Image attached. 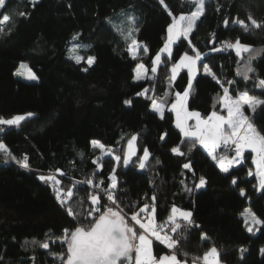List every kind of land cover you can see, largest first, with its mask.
Masks as SVG:
<instances>
[{"label":"trees","instance_id":"obj_1","mask_svg":"<svg viewBox=\"0 0 264 264\" xmlns=\"http://www.w3.org/2000/svg\"><path fill=\"white\" fill-rule=\"evenodd\" d=\"M165 4L167 9L159 0H39L33 7L29 0H7L6 8L0 9V13L13 15V22L0 32V117L33 114L18 126L0 125V141L17 160L27 156L30 165L24 169L0 152V264H59L39 244L24 246V241H47L50 251L62 252L66 246L62 248L53 241L64 229L78 226L56 200L53 185L40 181V175L56 174L61 181L76 184L70 206L80 213L89 207L92 191L77 182L105 178L107 187L114 167L117 200L126 213L136 211L137 205L151 203L153 194L158 223L166 220L173 205L193 212L201 229H193L187 236L181 245L184 251L202 256L214 244L225 264H264L260 252L264 248V225L249 233L241 215L249 206L264 219V190H257L255 175H247L254 168L252 153L246 152L243 164L224 174L199 145L191 153L187 151L188 144L182 145L186 153L183 157L170 151L183 139L175 126L174 112L170 111L171 102L175 92H183L188 85L187 69H181L171 82L170 69L183 53H194L189 41L181 37L173 46L171 60L165 57L156 74L151 72L152 59L166 41L173 16L191 12L194 5L189 0H165ZM205 8V15L190 34L191 45L205 54L203 63L209 64L221 82L236 81L231 86L225 83L233 96L248 90L250 95L264 99V90L254 87L255 74H250L253 79L248 82L236 75L240 58L234 50L211 51L213 47L223 48L225 42H235L237 37L254 50H264V27L251 28L246 33L231 23L233 17L246 19L249 14L264 21V0H207ZM20 12L28 15L20 16ZM127 14L137 18L139 32L134 36L149 49L136 59L128 54L127 42L119 34L127 31ZM225 18L230 20L227 28L223 25ZM77 33L80 45H91L80 48L85 58L80 64L70 58L68 49ZM248 55L243 54L245 59ZM88 56L96 58L91 67L86 62ZM20 61L29 62L38 80L15 75ZM139 63L145 65L150 79L135 80ZM253 67L264 78V51L253 60ZM144 89H149L147 97L136 95ZM222 91L220 84L205 75L200 66L192 82L189 109L205 118L212 111L226 114L217 103ZM126 99H131L132 104L125 105ZM152 99H164L163 119L152 111ZM244 110L251 116L247 106ZM251 118L264 131V106ZM132 135L138 136V156L143 155L145 147L151 153L146 168H138L137 157L125 166L122 160L117 165L105 156L100 161L102 170H98L93 161L100 151L92 148L91 141H102L123 157ZM188 161L192 162L195 175L183 169ZM200 176L207 180L204 187L191 193L184 190L185 184L193 188ZM232 177L237 178V185L231 184ZM241 189L245 196L239 194ZM103 202L109 203L106 198ZM201 230L210 240L200 239ZM241 247L247 249L243 258ZM153 248L157 256L168 251L158 242Z\"/></svg>","mask_w":264,"mask_h":264},{"label":"snow or ice","instance_id":"obj_2","mask_svg":"<svg viewBox=\"0 0 264 264\" xmlns=\"http://www.w3.org/2000/svg\"><path fill=\"white\" fill-rule=\"evenodd\" d=\"M31 5H35L39 0H29ZM194 5V10L189 14H181L178 18L173 17L172 23L167 28V40L163 47L157 52L152 59V74H156L158 67L164 63V58L171 60L172 45L180 40L181 37L189 41L191 51L194 55H189L187 52L183 53L179 60L171 66L170 82L175 81L177 74L181 69H187L188 72V85L183 92H175V99L171 102L170 111L175 113V126L179 129L183 139L181 143L170 149L171 153L176 156H185V151H182V145L188 144V153L199 145L206 150V154L219 168V171L224 174H230L234 167L243 164L246 150H250L252 155V163L255 165V173L251 170L248 171L249 177L255 175L258 181L257 190H264V131H261L253 123L251 117H254L257 110L264 106V99L250 95L248 90L238 92L233 97L230 94L229 87L236 83L235 80L221 82L216 73L207 63H203L202 54L194 45H191L189 34L196 27V23L205 15V5L207 0H189ZM159 3L167 9L165 0H159ZM7 0H0V9L6 8ZM221 7H217L216 11L219 12ZM20 16H27L28 13L20 12ZM169 16H173L171 11H168ZM0 32L4 31V25L13 22V15L11 13H0ZM128 28L127 31H120L121 37L127 42V52L131 55L132 59H136L142 48L144 54L149 52L146 46H141L134 36V33L139 32L136 25V17L133 14H127L125 17ZM111 23V18H108ZM230 20L223 19L225 28L229 26ZM233 25H238L244 32H249L251 28L260 29L264 27V21H258L253 15H247L246 19H241L239 16L231 19ZM79 33L74 34L72 39H79ZM90 48V44H77L70 50L73 55L70 57L74 59L77 64H80L85 58L78 54L79 48ZM234 50L236 57L240 58L236 75L242 77L245 82L253 79L250 74H255L254 87L264 90V78H261L256 73L253 67V60L261 54L262 49H253L252 45L241 42L237 37L235 42H225L223 48L213 47L212 52H219L222 50ZM249 55L245 59L243 54ZM94 56L87 57L88 67L95 63ZM242 65V66H241ZM202 66L203 73L211 76L217 84L222 88V95L217 97V103L221 108L226 110V115L218 114L212 111L206 118L201 116V113L195 110H190L188 107L190 92L192 89V82L198 73L199 67ZM83 71H88L84 68ZM15 75L25 77L28 80H37V75L28 67L27 64L21 63ZM135 80L150 79L147 69L143 63H139L135 69ZM149 89H144L142 92L137 93V96L147 97ZM125 105H131L132 100H124ZM245 106L250 110L251 116L245 114ZM165 101L161 99L157 101L152 99L151 109L153 112L158 113L160 118H164ZM32 116V113H28ZM25 119L23 115H15L12 118L0 117V125L18 126L22 120ZM189 121H194L190 124ZM167 133L160 137L164 140ZM138 136L132 135L127 140V152L123 157L114 155L112 148L107 147L99 141H91L93 149H99L101 156L93 161L97 165L98 170H102V163L100 162L104 156L111 157L117 165L122 160L123 165L127 166L132 162L133 157H137L138 168L143 170L146 168L151 153L148 148H143V155H137V148L135 142ZM0 152L6 157L16 160V163L24 169H29L30 165L28 157L25 156L21 160H17L11 153L8 146L0 141ZM230 153V154H223ZM156 163L159 164L160 160L157 159ZM183 169L193 172L192 162L188 161L182 165ZM60 175H64L60 169L56 170ZM115 167L112 169L108 179L110 183L105 188L103 181L95 182L94 179L89 178L77 184H87L93 191L88 196L89 207L80 213L74 211L70 206V201L73 198V190L69 188L65 191L61 185V181L55 176L40 175L38 179L45 183L53 185V192L59 204L66 209V214L73 218V221L78 225L74 229H64L62 235L53 243L59 242L63 248L66 246L65 251L55 252L50 251V244L39 242L33 239L32 241L25 240L24 246L30 244H39V247L48 251V255L53 258V261H59V264H220L219 252L213 244L209 249L204 251L202 256L193 255L181 248V245L187 239V236L193 229H201V225L197 224L193 218V212L184 210L173 205L170 209V214L166 220L158 223L157 221V207L156 197L153 194L151 203H144L142 206L137 205L136 211L126 213L121 207L120 201L117 200L118 180L115 174ZM183 175V173H182ZM236 177H232L231 184L237 185ZM181 184L184 181L181 180ZM207 184L204 176H200L198 183H194L193 188H188L184 185V190L191 193L195 189H200ZM76 184H73V188ZM241 196H245V191L240 190ZM106 197L107 204L103 202ZM244 217V224L249 233L254 230H259L258 226L264 225V219L259 218L250 208L244 209L241 213ZM77 216L80 219H77ZM138 226V227H136ZM47 235V234H46ZM200 239L202 241L210 240L207 233L201 230ZM154 242H159L168 251L159 256L153 252ZM247 251L244 247L239 249L241 258L243 253ZM264 255V248L260 249ZM183 257V259H181ZM3 257H0L2 260ZM35 261V257L32 258Z\"/></svg>","mask_w":264,"mask_h":264},{"label":"rangeland","instance_id":"obj_3","mask_svg":"<svg viewBox=\"0 0 264 264\" xmlns=\"http://www.w3.org/2000/svg\"><path fill=\"white\" fill-rule=\"evenodd\" d=\"M190 13V12H189ZM189 13H180V14H178V15H175V16H173V17H176V18H178L181 14H189ZM198 22V21H197ZM197 24V23H196ZM191 34V33H190ZM190 34H189V38H190ZM166 40H167V38H166ZM140 44H141V46H146V44L144 43V42H140V41H138ZM166 42V41H165ZM77 44H79L76 40H71L70 42H69V45H68V49H69V52H70V55H73V53L70 51L72 48H73V46L74 45H77ZM173 46H174V44L172 45V50H173ZM142 52V48H141V50H140V52H139V54ZM78 54L79 55H82L81 53H80V48L78 49ZM21 63H24V64H27L28 65V67L29 68H31V66H30V64H29V62H27V61H20L19 62V64H18V66L16 67V69H15V73H16V71H17V69H19V67H20V64ZM31 70H32V68H31ZM33 71V70H32ZM34 72V71H33ZM35 73V72H34ZM36 74V73H35ZM37 75V74H36ZM18 77H20V78H22V79H25V80H28V79H26L25 77H22V76H18ZM37 77H38V75H37ZM38 80V79H37ZM29 81H36V80H29ZM231 94V93H230ZM232 95V94H231ZM233 97H235V96H233ZM18 115H23V116H25V118L28 116L27 114H18ZM12 118V117H11ZM97 141V140H96ZM100 143H103L104 145H106L107 147H110L109 145H107L106 143H104V142H102V141H99ZM135 146H136V148H137V141L135 142ZM111 148V147H110ZM125 152H127V146H126V151ZM113 153H114V155H119V154H117V153H115L114 151H113ZM100 156H101V153H100ZM99 156V157H100ZM105 157V156H104ZM47 175H50V176H55L57 179H59V177H58V175H56V174H47ZM60 180V179H59ZM61 181V180H60ZM60 187H62L65 191H67L69 188H72V190H73V185L71 184V183H67V182H63V181H61V185H60ZM247 208H249V206L247 207ZM252 211V210H251ZM254 231H256V230H254Z\"/></svg>","mask_w":264,"mask_h":264},{"label":"crops","instance_id":"obj_4","mask_svg":"<svg viewBox=\"0 0 264 264\" xmlns=\"http://www.w3.org/2000/svg\"><path fill=\"white\" fill-rule=\"evenodd\" d=\"M197 74H198V73H197ZM195 77H196V76H195ZM193 80H194V79H193ZM170 108H171V107H170ZM217 113H218V112H217ZM218 114H220V113H218ZM226 114H227V113H226ZM226 114H221V115H226ZM245 114H246V113H245ZM174 115H175V113H174ZM246 115H247V114H246ZM175 119H176V118H175ZM189 123L192 124V123H194V121H189ZM246 152H251V151H250V150H246L245 153H246ZM245 153H244V156H245ZM223 154H224V153H223ZM252 155H253V154H252ZM255 170H256V169H255V165H254V168H253L252 172L255 173ZM158 243H159V242H158ZM162 246H163V245H162ZM163 247H164V246H163ZM153 252H154V248H153ZM164 253H165V252H164ZM164 253H162V254H164ZM154 254H155V252H154ZM181 259H183V258L181 257ZM219 261H220V264H225L224 262H222V261L220 260V257H219Z\"/></svg>","mask_w":264,"mask_h":264},{"label":"built area","instance_id":"obj_5","mask_svg":"<svg viewBox=\"0 0 264 264\" xmlns=\"http://www.w3.org/2000/svg\"><path fill=\"white\" fill-rule=\"evenodd\" d=\"M4 26H5V25H4ZM223 80H225V78H223ZM101 180L103 181V187L106 188L105 183H106L107 180H106L105 178H102ZM101 180H100V181H101ZM98 182H99V181H98ZM81 184H83V183H81ZM83 185L86 186V187H88L89 190L93 191V189H92L90 186H88L87 184H83ZM105 198H106V197H105ZM143 199L146 200V198H143Z\"/></svg>","mask_w":264,"mask_h":264}]
</instances>
